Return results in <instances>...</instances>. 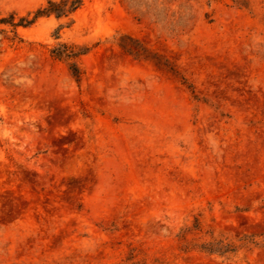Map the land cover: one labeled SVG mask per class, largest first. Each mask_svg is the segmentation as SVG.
<instances>
[{"label": "rangeland", "instance_id": "1", "mask_svg": "<svg viewBox=\"0 0 264 264\" xmlns=\"http://www.w3.org/2000/svg\"><path fill=\"white\" fill-rule=\"evenodd\" d=\"M79 1L0 22V264H264V0Z\"/></svg>", "mask_w": 264, "mask_h": 264}, {"label": "trees", "instance_id": "2", "mask_svg": "<svg viewBox=\"0 0 264 264\" xmlns=\"http://www.w3.org/2000/svg\"><path fill=\"white\" fill-rule=\"evenodd\" d=\"M79 0H49L47 2V6L44 8H39L34 13L33 17L31 19H27L25 17H21L18 19V21H14V15H9L6 18H0L1 23H8L13 27H16L18 25L27 26L31 24L37 17L44 16V15H50L54 14L56 17H61L63 15H66L67 13H70L74 9H76L79 5ZM123 50L129 52V49L126 45H121ZM142 53H146L147 56H150L151 58H155L158 62L162 61V57L156 54H152L150 51H148L145 47H140ZM136 53L138 56L142 53ZM76 53H65L63 56L65 58H70L74 56ZM57 56H62L61 54H57ZM70 71L72 75L75 77L76 80L79 79L80 71L78 66L75 63H70L69 65Z\"/></svg>", "mask_w": 264, "mask_h": 264}]
</instances>
